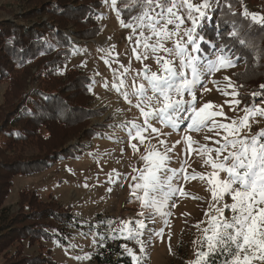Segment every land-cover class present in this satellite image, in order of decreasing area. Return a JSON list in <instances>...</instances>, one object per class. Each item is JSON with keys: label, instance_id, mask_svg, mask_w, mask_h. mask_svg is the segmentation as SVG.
I'll return each instance as SVG.
<instances>
[{"label": "rangeland", "instance_id": "rangeland-1", "mask_svg": "<svg viewBox=\"0 0 264 264\" xmlns=\"http://www.w3.org/2000/svg\"><path fill=\"white\" fill-rule=\"evenodd\" d=\"M99 1L100 6L96 8V21L100 31L97 36L86 40L74 38L71 31L75 27L71 23L66 24L63 32L72 45L67 48V51H69L67 59L56 63L52 68L53 72L62 74L61 80L63 82L67 80L68 75L72 74L74 76L77 74L74 71L89 77L91 91L89 90L88 106L94 116L91 120L83 122L76 128V131H79L77 133L79 134L78 138L67 141L66 145L59 149L57 154H53L52 149L63 143L61 138L71 137L73 128V130H65L66 127L53 128L52 134L39 130L37 132L45 140L52 138L51 141L42 142H40L39 137H32L31 134H28V138L23 142L15 141L8 134L11 132H7V130H10L3 129L5 118L13 114L14 110L22 104L27 96L39 87L48 86L33 77L28 78L26 86L24 85L25 79L30 75L29 72L34 74L39 71L36 70L37 66H34L35 64L30 65L31 67L25 72L13 68L0 75V165L6 159L10 162H23L28 166L22 168V164H19L20 168L17 167L11 178V187L8 195L3 200L4 203L1 209L6 208L10 217H16L24 209L23 206L28 209L30 204L31 210L51 209L55 213L64 212L63 214L74 218L78 225L76 229H69L62 224L58 225L60 229H68L70 235L67 236L68 244L66 245H61L58 239L49 242L44 238L39 239L37 242L35 238H31L32 245L28 244L26 239L21 244L16 240H7L9 243L1 245L6 239L2 235H7L3 234L6 233L5 228L1 229L0 264L10 263L7 257L12 258L16 253V249L19 250L20 247L23 249L24 256L33 259L40 256L45 259L47 252H51L52 264H94V254L98 253L100 247H104L100 235L105 234L111 239H113V236L118 237L113 240V244L121 248L126 254L127 248H131L134 253L139 254V246L135 241L121 237L119 230L123 228L124 222L132 221L128 227L134 228L136 220L144 219L137 215L140 211V202L130 195L129 184L135 183L131 177L137 175L132 170L133 166L138 169L143 167V162L140 161L139 156L144 153L145 147L149 145V140H146L144 145L138 144L139 152L134 154L127 143L128 138L125 131L118 126L122 121L133 119H136L138 123H142V118H140L139 110L130 107L123 97L113 89V71L122 73L124 68L121 65L128 67L131 64V70L125 77L126 83L131 86V77L136 72L143 70L145 66H148L153 72H158L159 68L151 54H149L148 59L142 62L135 59L132 52L135 46V37L132 41H129L132 30L122 27L120 22L121 19L127 22L130 15L126 14L125 0H117L116 8L120 9L122 13L119 19L116 11L111 7V0H108L107 3H105V0ZM40 2L47 3V0H0V25L11 22L23 27H31L39 20H46L47 18L38 19L32 16L34 4ZM191 2L198 5L201 0H191ZM263 2L264 0H245L241 6L244 10L246 8L249 13L264 16ZM216 10V8H213L210 14ZM185 26H190V22H186ZM113 45L115 46L114 50ZM166 46L172 47V43L168 42ZM219 47L220 44L218 43L214 48L215 50L210 49L207 52L210 59H215L212 53ZM230 50L231 53H235V56H239L235 50ZM109 51H111V55L108 54ZM225 51H229V49ZM2 56L7 62L6 58L8 56H5V53ZM235 56L233 59H235ZM248 65V60L241 57L236 60L235 67L222 69L211 76L205 77L209 90L197 91V106H202L208 102L222 106L224 116L217 117V120L224 123L229 122L225 117L234 119L242 117L244 112L241 109L245 105L251 104L254 99L251 94L260 90L259 87H254V84L262 73L260 71H250ZM43 70L41 69V72ZM225 76L229 77L237 86L243 85V87H239V96L237 97L241 101L239 106L226 104L225 100H231L232 97L222 95L217 91V86L211 82L212 80L220 81V87L224 88L228 83L224 80ZM62 81H59V83ZM53 83L49 87L55 88L56 85H59L57 81ZM128 90L131 91V87ZM228 91H231V89H228ZM185 99H189V97L185 96ZM262 100H264V97L255 98L256 104L264 108V103H261ZM214 110L218 111L219 108ZM257 119L259 123H253L252 131L264 128V118ZM154 126L161 129L162 133L171 134L161 135L159 138L153 134L150 138L151 145H155L159 151L163 152L164 148L158 143V139H164L169 147L175 144L174 150L168 154L171 157L168 162L169 168L179 169L186 159L189 174L193 170L205 174L212 171L209 166L204 165L201 157L196 152L188 154L185 151L186 144L182 140L183 132H173L170 128L162 127L155 122ZM189 135L199 144H207L210 147L213 146L212 140H206L205 137L219 138L215 137L213 132L207 130L199 133L192 132ZM118 138L124 142H118ZM177 141L181 142L176 143ZM133 143H138V141H133ZM122 149L124 150L123 153ZM50 153L52 155L48 158L51 159L49 164L38 166L33 162L37 159H43ZM114 170L121 174L119 179L116 178ZM109 174H112L115 183L108 182ZM125 176L128 178L125 179ZM173 183L182 185L188 196L174 197L173 201L169 202L166 209V211L171 212V215L167 217L168 226L164 225V218L159 215L155 216L154 222L145 220L147 228L144 230L145 235L141 237L142 239L148 240L147 234L150 229L158 231L163 228L164 235L163 241L159 237H153L148 243L144 264H191L196 259V252L199 251V244L194 243V241L198 242L203 238L200 229L207 226L205 212L209 211V204L213 202L211 193L208 191L209 186L206 181H201L198 178L185 181L182 176L179 180H174ZM109 188H111V191H108ZM32 195L36 197L29 199ZM225 201L231 203L229 197H225ZM172 202L175 203V207L171 206ZM225 215L230 217L231 213L226 211ZM200 221H204V223H200L198 229L194 225ZM36 224H43L42 230L45 226H49L50 229L55 228L54 222H51L48 218L43 221L34 219L22 223L20 221L16 225V229L18 231L24 227L25 231L28 232L30 231L28 228ZM36 228L37 226L34 229ZM45 228L47 229V227ZM3 230L4 232H2ZM35 231H33L32 237H36L37 233ZM169 234H171L172 253L169 252ZM9 236H13V233ZM119 239L124 242H119ZM73 245L74 247H72ZM1 246L3 247L1 248ZM83 256L88 258L75 259V257ZM128 257L130 256L128 255Z\"/></svg>", "mask_w": 264, "mask_h": 264}, {"label": "snow or ice", "instance_id": "snow-or-ice-1", "mask_svg": "<svg viewBox=\"0 0 264 264\" xmlns=\"http://www.w3.org/2000/svg\"><path fill=\"white\" fill-rule=\"evenodd\" d=\"M219 4L220 0H201L198 5L191 0H125L124 8L135 14H130L127 22L122 19L120 22L122 27L132 30L129 41L135 37L133 55L137 61L142 62L151 54L159 68L158 72H153L145 66L131 77V86L125 79L131 70V64L128 67L121 65L124 68L122 73L113 71V89L130 107L137 108L142 118V123L133 119L122 121L118 126L125 131L127 143L134 154L139 152L138 144L144 145L149 140V145L139 156L143 167L138 169L133 166L132 170L137 175L131 177L135 183L129 184L130 195L140 202L137 215L144 219L136 220L134 228L128 227L132 221L124 222L123 228L119 230L121 237L134 240L139 246V254L127 248L131 264H144L146 248L153 237H159L163 241V228L158 231L148 230L147 241L141 238L147 228L145 220L154 222L155 216L159 215L164 218V225L168 226L167 217L171 212L166 209L169 202L174 197L188 196L182 185L173 183L181 176L185 181L197 178L206 181L213 201L209 204V211L205 212L207 226L200 229L203 238L198 242L194 241L199 244V251L191 264H264V128L252 131L253 123H259L257 118H264V108L255 102L256 97H264V84L259 86V91L251 94L254 98L251 104L241 109L244 115L235 119L225 117L229 121L227 123L217 120V117L224 116L222 106L212 102L197 106V91L209 90L205 77L222 69L235 67L236 60L241 58L231 53L228 44H221L212 53L215 59H210L206 49L201 47L204 44L216 48L212 40L206 39L203 31L205 22L212 23L211 10ZM116 5L117 0H111V7L119 19L122 13ZM232 14L235 15L234 12ZM243 16H250L253 22L264 25V16L249 13L246 8ZM186 22H190V26H185ZM213 27L217 37L222 38L224 33L220 32L219 25L215 24ZM227 35L237 39L240 45L247 43L239 38V31L235 26ZM168 42L172 43V47L166 46ZM114 48L113 45V50ZM226 49L229 51H225ZM108 54L111 55V51ZM224 80L228 81L224 88L220 87V81L211 82L222 95L232 97L231 100H225L226 104L239 106L241 101L237 97L239 87L243 85L237 86L227 76ZM129 87L131 91L128 90ZM185 96L189 99H185ZM217 108L218 111L214 110ZM154 122L173 132H183L185 151L188 154L196 152L204 165L209 166L212 171L205 174L193 170L189 174L186 159L179 169L169 168L171 157L168 154L174 150L175 144L169 147L164 139H158V143L164 148L163 152L150 144L153 134L157 138L171 134L162 133L161 129L154 126ZM205 130L219 137H205L206 140H212L211 147L199 144L189 135ZM118 142L124 141L118 138ZM121 151L123 153L124 150ZM115 175L119 179L121 174L115 172ZM108 182L115 183L112 174H109ZM225 197H229L231 203H227ZM171 206L175 207V203L172 202ZM226 211L231 213L230 217L225 215ZM200 223L204 221L194 226L199 229ZM115 238L118 237L113 236ZM170 241L171 234L169 252L172 253ZM87 258L75 257L77 260Z\"/></svg>", "mask_w": 264, "mask_h": 264}, {"label": "trees", "instance_id": "trees-1", "mask_svg": "<svg viewBox=\"0 0 264 264\" xmlns=\"http://www.w3.org/2000/svg\"><path fill=\"white\" fill-rule=\"evenodd\" d=\"M243 1L245 0H220L219 6L214 7L217 10L211 14L212 23L205 22L203 34L206 39L212 40L216 46L218 43L220 45L228 44L230 49L235 50L240 57L248 60L250 71L262 72L254 84V87H259L264 84V25L253 22L250 16L247 18L243 16L244 9L241 6ZM34 5L32 8L33 18H47L46 20H39L38 23L31 27H23L11 22L0 25V75L13 68L25 72L32 64H35L34 66H37L36 70L39 71L34 74L29 72L30 75L25 79L24 85L26 86L28 78L33 77L48 86L39 87L25 99L23 97L24 101L22 104L14 110L13 114L5 118L3 129H9L10 131L7 130V132H11L8 133L9 136L13 140L20 142L25 141L28 138V134H31L32 137H39L40 142L51 141L52 138L45 140L43 136H40L37 132L39 130L52 134L53 128L66 127L65 130L74 129L71 137L61 138L63 143L52 149L53 154H57L59 149L66 145L67 141L78 138L79 134L77 133L79 131H76V128L83 122L91 120L94 116L88 106L91 85L89 77L74 71L77 74L74 76L72 74L68 75L67 80L63 82L61 80L62 74L53 72L52 68L56 63L67 59L69 54L67 48L72 45L63 32L66 24L71 23L75 27L71 31L74 38L86 40L97 36L100 29L96 21V8L100 6V1L47 0V3L40 2ZM229 5H231V8ZM233 12L235 15L232 14ZM126 14L129 15L131 13L127 11ZM27 17L29 18L30 16L28 15ZM215 24H218L220 32L224 33L222 38L217 37L213 27ZM233 26L239 31V38L247 42L246 45H240L237 39L227 35ZM201 46L206 49V52H209L210 49L212 51L215 50L204 44ZM3 53L8 56L6 59L9 67L2 56ZM41 69L44 70L41 72ZM55 81L59 85H56L55 88L49 87ZM59 81L62 82L59 83ZM51 155L52 153L46 155L43 159H37L33 162L38 166H45L51 161V159H48ZM19 164H22V168L28 167L23 162H10L6 159L0 165V230L5 228L6 233L3 234H7L6 236L9 237L8 239V237L2 235L6 239L1 245L9 243L7 240H16L21 244L24 239L27 240L28 244L32 245L31 238H35L36 242L41 238L49 242L58 239L61 245L68 244L67 236L70 235L68 229H60L58 225H65L69 229H76L78 225L74 218L63 214L64 212L55 213L51 209L31 210L29 204L28 209L23 206L24 209L19 215L10 217L6 208L1 209L4 203L3 200L8 195L11 187V178L17 167L20 168ZM23 195L25 197L24 193ZM35 197L32 195L29 199H34ZM48 218L51 222H54L55 228L52 227L53 229H50L49 226H45L47 229L43 227L44 229L42 230L43 223L28 228L30 230L28 232L25 231L24 227L18 231L16 229V225L20 221L21 223L33 219L43 221ZM35 226H37L36 229H34ZM34 230L37 233L36 237H32ZM12 233L13 236H9ZM100 237L103 239L104 247H100L98 253L94 254V264H131V258L121 248L114 246V239L109 238L106 234L100 235ZM119 242L124 241L119 239ZM47 253L45 259H42L41 256L34 259L28 258L23 255V249L20 247L19 250L16 249V253L12 258L7 257L10 260L8 264H52L51 252Z\"/></svg>", "mask_w": 264, "mask_h": 264}, {"label": "built area", "instance_id": "built-area-1", "mask_svg": "<svg viewBox=\"0 0 264 264\" xmlns=\"http://www.w3.org/2000/svg\"><path fill=\"white\" fill-rule=\"evenodd\" d=\"M115 246V245H114Z\"/></svg>", "mask_w": 264, "mask_h": 264}]
</instances>
